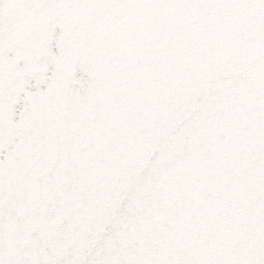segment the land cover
Returning <instances> with one entry per match:
<instances>
[{"label":"snow or ice","instance_id":"6c2138e0","mask_svg":"<svg viewBox=\"0 0 264 264\" xmlns=\"http://www.w3.org/2000/svg\"><path fill=\"white\" fill-rule=\"evenodd\" d=\"M0 264H264V0H0Z\"/></svg>","mask_w":264,"mask_h":264}]
</instances>
